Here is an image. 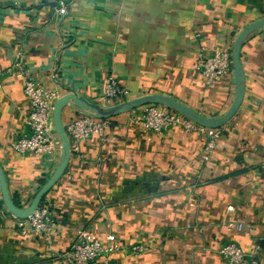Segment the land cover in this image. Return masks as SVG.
<instances>
[{
  "label": "crops",
  "instance_id": "obj_1",
  "mask_svg": "<svg viewBox=\"0 0 264 264\" xmlns=\"http://www.w3.org/2000/svg\"><path fill=\"white\" fill-rule=\"evenodd\" d=\"M263 19L264 0H0V165L11 198L26 207L64 156L52 132L53 155L11 147L31 134L23 80L9 70L18 53L58 97L73 92L109 106L105 80L115 74L129 99L159 93L222 117L236 95L233 71L209 85L198 60L216 49L232 54L239 34ZM241 63L242 101L208 161L197 131L156 133L130 123V110L115 114L106 140L71 149L47 193L58 220L52 234L22 235L18 217L0 209V264H66L59 254L81 228L113 233L127 249L146 245L138 256L115 253L113 264H229L218 252L228 242L247 251L259 244L264 264V25L243 39ZM83 115L95 117L74 104L63 110L64 123Z\"/></svg>",
  "mask_w": 264,
  "mask_h": 264
},
{
  "label": "built area",
  "instance_id": "obj_2",
  "mask_svg": "<svg viewBox=\"0 0 264 264\" xmlns=\"http://www.w3.org/2000/svg\"><path fill=\"white\" fill-rule=\"evenodd\" d=\"M60 1L63 5L76 0ZM65 13V6L60 9ZM197 68L201 71L205 82L213 84L227 77L233 71L232 54L227 50L216 49L213 54L198 60ZM15 75L23 80L24 92L29 99L30 110L28 122L31 134L21 136L11 143L12 149L19 153L35 152L53 155L57 150V142L52 138V112L54 103L58 98L57 90L44 86L35 79L25 68L24 56L18 53L17 58L9 68ZM131 91L123 86L115 74H110L105 80L103 98L108 104H116L129 99ZM130 123H142L150 131L162 133L170 127H184L189 131H197L205 138L202 159L208 161L219 144L221 132L219 128H211L194 122L186 116L158 104H147L130 110ZM114 124L112 118H100L89 115L73 117L65 123L66 132L71 141L73 152L80 153L82 143L93 136L106 140L108 131ZM230 211L234 206H228ZM58 220L52 214L50 203L46 198L42 200L34 213L28 218H18L17 229L20 234L29 233L49 236L57 228ZM239 231L246 225L239 221L236 224ZM129 254L138 256L145 252L144 243H134L128 247ZM113 233L105 238L100 237L88 228L77 231L75 241L62 254L66 264H113L112 256L119 251L128 250ZM218 252L224 256L229 264H258L260 245L255 244L249 251L244 250L236 242L221 245Z\"/></svg>",
  "mask_w": 264,
  "mask_h": 264
},
{
  "label": "water",
  "instance_id": "obj_3",
  "mask_svg": "<svg viewBox=\"0 0 264 264\" xmlns=\"http://www.w3.org/2000/svg\"><path fill=\"white\" fill-rule=\"evenodd\" d=\"M262 25H264V19L251 24L248 28H246L239 34L235 42L234 49L232 52V62L233 74L237 85V90L232 105L222 117H208L199 114L187 105L175 101L172 97L159 93L147 94L144 96L127 99L123 102L109 105L106 107H102L97 103L89 102L83 97H80L78 94L73 92L58 97L54 103V109L52 112L51 132L59 139L64 148V156L61 163L55 169L49 179L40 187L31 202L26 207L18 205L11 198L6 176L3 171V168L0 165V190L3 194V197L0 199V209H5L18 218H28L34 213V211L37 209L42 200L46 197L47 193L57 183L59 178L66 170L71 156V141L66 132V126L63 120V110L69 104H74L80 109L92 112L95 117L100 118H108L115 114L132 110L134 108L142 107L147 104H161L165 105L170 109H174L182 115L186 116L187 118L193 120L194 122L207 127L219 128L225 125L232 117L234 112L238 109L243 97V67L241 63L243 39L252 31L261 27Z\"/></svg>",
  "mask_w": 264,
  "mask_h": 264
},
{
  "label": "trees",
  "instance_id": "obj_4",
  "mask_svg": "<svg viewBox=\"0 0 264 264\" xmlns=\"http://www.w3.org/2000/svg\"><path fill=\"white\" fill-rule=\"evenodd\" d=\"M45 182H46V180L43 179V180L41 181V185H43ZM17 204H18V203H17ZM18 205H19V204H18Z\"/></svg>",
  "mask_w": 264,
  "mask_h": 264
}]
</instances>
